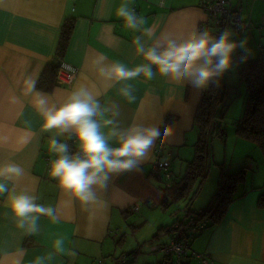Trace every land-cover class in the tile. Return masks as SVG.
<instances>
[{"label":"crops","instance_id":"0c3cea01","mask_svg":"<svg viewBox=\"0 0 264 264\" xmlns=\"http://www.w3.org/2000/svg\"><path fill=\"white\" fill-rule=\"evenodd\" d=\"M227 1L241 8L242 21L253 22L243 33L232 25L227 29L241 35L236 53L248 51L260 57L264 53V33L259 28L264 20V0ZM122 4L143 23L127 27L116 15ZM211 19L203 0H0V167L14 163L24 170L19 178H0L8 188L0 194V264H92V245L103 252L108 242L112 241L113 247L114 219L116 215L124 217L134 204L140 205V217L135 224L133 216L127 218L132 226L140 222L146 227L152 221L158 229L166 224L154 210L164 199L161 188L170 184L163 175L159 181L149 173L158 160L168 161L172 171L167 179L175 180L177 164L172 157L180 160L181 174L185 173L199 139L195 114L209 83L197 88L188 79L161 75L154 65L150 79L141 74L117 81L109 69L116 64L128 69L147 64L138 48L157 47L166 38L180 43L203 32L214 36ZM65 23H71V32L61 44ZM61 59L78 68L71 85L57 82ZM43 76L48 80L38 85ZM29 79L35 81L36 92L46 96L49 107L63 105L73 91L86 88L104 110L97 120L111 147H118L120 136L132 126L159 127L162 134L170 128L172 133L157 140L148 156L131 170L109 174L106 187L94 186L95 199L83 203L62 189L48 172L46 156L56 154L50 150L51 140L64 143L74 134L43 129L36 93L24 89V81ZM126 90L134 100H129ZM168 117L175 121H167ZM104 120L112 123L105 126ZM238 138L237 145L249 150L246 144L250 142L241 138L238 142ZM75 148L80 150L79 142ZM249 153H244L245 158ZM242 187L221 221L206 224L192 243L194 254L204 256L205 264H264V208L258 205L264 188ZM13 194L34 197L35 203L51 207L53 216H38L35 231L30 230V221L19 226L8 206ZM135 230L137 241L133 248H127L128 253L138 247L140 251L150 241V234L141 236V230ZM125 238L128 240V235ZM58 240L62 241L60 249L56 247ZM186 264L204 263L190 257Z\"/></svg>","mask_w":264,"mask_h":264},{"label":"clouds","instance_id":"9594fccd","mask_svg":"<svg viewBox=\"0 0 264 264\" xmlns=\"http://www.w3.org/2000/svg\"><path fill=\"white\" fill-rule=\"evenodd\" d=\"M116 15L123 19L129 28H136V14L122 4ZM139 43V38H137ZM237 44L230 38V33L224 32L218 37L203 32L191 35L183 42L166 38L162 45L144 49L143 58L148 62L132 69L122 64L113 65L109 71L111 78L129 80L143 74L146 78L153 76L152 65L164 76L174 79H188L192 86L205 88L214 78L219 77L232 66V54ZM242 46V44L240 45ZM26 93H36L35 105L41 112L45 131L58 129L61 133L71 132L79 142L81 156L69 157L67 144L56 139L50 142V150L57 154L52 161L50 175L55 178L62 189L70 192L83 203L95 199L94 186L106 187L109 174L131 170L138 162L146 158L157 140L169 136L170 128H165L163 134L159 127L132 126L120 136L119 146L111 147L108 138L101 132L98 116H103L99 101L86 89L73 91L67 101L59 107H49L46 96L36 92L33 80L24 81ZM129 100H134L130 91H125ZM104 125L112 123L104 120ZM116 135L114 131L112 133ZM24 173L21 166L11 163L0 167V178L13 180ZM8 191L6 184L0 183V194ZM13 215L18 218L19 226L26 221L31 222V231H35V222L40 215L53 216L51 207L35 203V198L26 194H13L8 201ZM36 214V215H33ZM61 240L56 241L60 249Z\"/></svg>","mask_w":264,"mask_h":264},{"label":"trees","instance_id":"16d2710c","mask_svg":"<svg viewBox=\"0 0 264 264\" xmlns=\"http://www.w3.org/2000/svg\"><path fill=\"white\" fill-rule=\"evenodd\" d=\"M228 23H231L230 18H228ZM228 23L222 25L219 33L227 32L226 24ZM70 32L71 23H65L61 33V44L67 40ZM262 32L264 33V31ZM237 56L238 58L240 56L242 59L240 60L241 65L238 72L242 83L246 86L247 97L244 115L239 122L236 135L259 147L264 157V53L260 57L255 58L248 51H241L237 53ZM223 74L209 82V88L203 93L198 105L194 120L198 129L199 139L194 145L195 155L193 160L188 162L186 171L180 179H175L169 186L161 188L164 199L158 207H161L162 211H170L174 204L177 205L181 201L188 203L184 208L178 207L175 219L171 223L164 224L162 227L160 226L154 234L153 240L161 239L170 234V239L167 240L164 246H152L154 248L157 247L156 249L152 248V251L155 253L166 252L167 256L163 264H186L187 259L190 257H198L205 264L207 260L204 256L194 254L196 253L192 247L194 239L205 228L206 224L211 223L216 225L221 221L235 200L241 185L247 181V168L230 174L225 172L221 164H218L220 170L218 192L213 196L209 206L200 212H193V208L188 206L196 200L209 176V168L211 166L210 145L212 139L227 135L224 124L229 106V103L226 102L228 98V86L225 74L222 76ZM47 80L43 76L39 80L38 85L40 83L42 85ZM167 121H175V119L168 117ZM165 168L156 167L155 162V169L149 173V177H154L161 181ZM167 175L169 177L170 173ZM258 205L264 208V195L260 198ZM139 210L140 205L134 204L123 215L128 218ZM179 210L181 211L180 213ZM134 227L137 229L140 226ZM170 241L172 242L171 245ZM174 244L177 245L178 250H165V248ZM138 253L139 248L138 251L124 253L120 264L135 262Z\"/></svg>","mask_w":264,"mask_h":264},{"label":"rangeland","instance_id":"374dc122","mask_svg":"<svg viewBox=\"0 0 264 264\" xmlns=\"http://www.w3.org/2000/svg\"><path fill=\"white\" fill-rule=\"evenodd\" d=\"M239 22L242 23V19L238 18ZM264 21V20H263ZM231 25H227L226 29H229ZM260 28V26H259ZM246 32V29L243 27L240 29V32ZM230 38L237 45L240 44V34H237L235 30H229ZM240 48H236L232 54V66L229 70H227L225 74L226 84L228 86V98L226 102L229 103L227 108L226 117H225V131L227 132V136L225 137H215L211 141L210 150H211V166L209 168V176L205 183L202 186L200 193L198 194L196 200L193 204L188 205L193 208V212H200L206 209L210 202L212 201L213 196L218 192V179L220 170L218 164H221L225 169L226 173H236L243 168H247L248 176L247 181L243 184V187L253 188V187H263L264 188V157L259 147L254 145L253 143H247L246 145L249 147V150L245 149L240 144L236 143V123L239 122L241 117L244 115V109L246 105V97H247V89L244 83H242L240 79V75L238 69L241 65L240 60L237 58V51ZM224 74L222 76H224ZM238 142H241L240 139H237ZM190 148V147H185ZM250 155L248 158H245L244 153H248ZM247 156V155H246ZM171 161H176L177 169L174 173L176 179H180L183 175L181 174L180 168L178 164L180 160L176 157L170 158ZM192 159V158H191ZM245 165V166H244ZM169 170L172 171L171 167H166L163 170V176L165 182L167 184H172L173 180L167 179V174ZM182 175V176H181ZM185 201H181L180 203L174 204L169 212L162 211L161 207L155 208L154 212L158 213L161 217L163 216V222L169 223L173 217L178 213V207L184 208L187 205ZM190 208V209H191ZM151 210L147 208L146 211ZM181 211L179 210V213ZM132 218L133 224L138 223L139 213H134ZM148 217V214H147ZM117 223L115 225L116 229L112 231V234H115V239L113 237L114 246L112 247V241L108 242V246L105 247L104 252L101 249L96 248L95 245H92L91 250L93 252L92 264H120L121 257L123 254L128 253L127 248L132 247L133 244L136 243L137 237L135 236V227L132 226L125 217H119L116 215L114 219ZM140 222L139 225L140 226ZM137 226V225H136ZM137 227L138 230H141L140 235H148L150 240L142 245L136 262H130L128 264H160L163 259L167 256L166 252H158L155 253L152 251V245L164 246L166 244L165 241L169 239L168 235L162 237L160 240H153L154 234L157 232V228L154 227L153 222L150 221L146 227ZM128 235L129 239L127 240L125 236ZM122 238V239H121ZM123 238H125L123 240ZM146 240V241H148ZM123 243H127L125 248ZM170 241V245H171ZM139 248V247H138ZM132 250V249H131ZM138 251V249L136 250ZM147 259H146V258ZM142 258H144L142 260ZM95 260V262H94ZM99 262V263H98Z\"/></svg>","mask_w":264,"mask_h":264},{"label":"built area","instance_id":"2783aa9c","mask_svg":"<svg viewBox=\"0 0 264 264\" xmlns=\"http://www.w3.org/2000/svg\"><path fill=\"white\" fill-rule=\"evenodd\" d=\"M203 6L208 10L211 20L213 21L215 33L214 36H219L221 33L219 31L222 28V25L224 23H228V18L231 19V23L226 24L234 26L239 32L240 29L243 27L246 29H250L253 26V22L251 21H242V23H238L241 13V8H235L230 1L227 0H203ZM227 18V19H226ZM226 20V21H225ZM260 29L264 31V21L261 23ZM245 32V31H243ZM242 32V33H243ZM59 68L57 71V82L61 85H71L76 77V74L78 72V68L74 66L73 64H70L64 60H59ZM78 140L75 138V136H69L67 137L64 144H67L68 146V152L66 153L69 157H74L75 155L81 156L82 154L80 150L76 152L75 145L77 144ZM156 153L160 152V149L157 148L155 150ZM57 158V154L48 155L46 156L47 166H48V172L50 173L51 163ZM169 162L164 160H158L156 162V167H168ZM155 247L154 249H156ZM167 251H176L178 250V247L176 244L173 246H169L165 248ZM206 262V261H205Z\"/></svg>","mask_w":264,"mask_h":264}]
</instances>
